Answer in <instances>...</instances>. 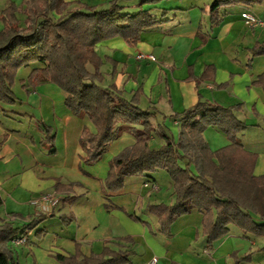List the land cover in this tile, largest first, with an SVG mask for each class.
Returning <instances> with one entry per match:
<instances>
[{
  "label": "crops",
  "instance_id": "0c3cea01",
  "mask_svg": "<svg viewBox=\"0 0 264 264\" xmlns=\"http://www.w3.org/2000/svg\"><path fill=\"white\" fill-rule=\"evenodd\" d=\"M68 12L108 10L115 0H65ZM222 2L228 0H221ZM23 0H0V14ZM215 0H119L123 15L141 12L153 22L138 38L122 37L98 44L102 61L103 89H115L139 108L153 115L155 129L150 148L165 145L163 136L179 140L181 115L199 103L232 109L247 129L237 142L253 159V176L264 179V55L255 48L264 44V27H252L244 14L264 22V0L225 4L215 14ZM18 18L25 26L26 16ZM218 22L214 23L215 21ZM5 28L0 19V34ZM154 56L155 62L139 61L135 54ZM33 63L17 74L13 87L16 103L0 102V225L9 224L26 246L8 247L18 264H62L71 259L100 255L105 249L129 251L131 264H264V235L229 225V233L210 246L204 231V215L197 209L179 217L170 236L161 233L159 218L149 207L173 206L175 185L165 171L132 177L118 192L105 190L114 159L137 144L135 131L143 127L121 124L117 139L103 158L87 165L80 143L85 130L97 134L87 118L75 116L66 106V94L55 84L29 83ZM94 72L92 65L88 66ZM206 143L217 153L232 145L219 127L204 133ZM217 162V160H215ZM185 168L186 162H180ZM191 170L196 172L195 167ZM54 195L60 205L40 216L32 201ZM264 225L259 215H252Z\"/></svg>",
  "mask_w": 264,
  "mask_h": 264
},
{
  "label": "trees",
  "instance_id": "16d2710c",
  "mask_svg": "<svg viewBox=\"0 0 264 264\" xmlns=\"http://www.w3.org/2000/svg\"><path fill=\"white\" fill-rule=\"evenodd\" d=\"M118 1L104 11L88 8L68 12L70 5L65 0H24V10L12 4L2 12L0 19L5 28L0 34V102L16 103L13 87L20 69L33 63L44 65L31 74L30 85H57L66 94L67 108L75 116L89 119L97 129L96 135L87 130L82 134L85 164L92 165L103 158L107 147L117 139L119 125L143 127V131H135L137 144L112 161L106 191L123 190L128 178L165 171L174 182L176 202L171 207H149L150 213L159 218L160 231L165 236L171 235L170 228L179 217L194 209L204 215L210 246L227 236L229 225L263 236L264 225H258L252 215L264 221V179L253 176V159L237 142V134L247 127L235 118L232 109L199 103L177 116L182 119L179 140L163 136L165 145L155 151L150 148L155 131L153 115L139 108L138 96L128 101L115 89L100 87L103 75L102 61L96 53L98 44L115 37L133 41L153 25L143 12L123 15ZM158 1L141 0L142 4ZM241 2L244 0H215L211 13L225 4ZM21 12L26 16L25 26L18 18ZM254 53L264 55V44L257 46ZM89 65L95 68L93 73ZM260 83L264 87V76ZM210 127L222 129L232 145L212 152L204 138ZM180 162H186L185 168ZM3 205L0 196V208ZM16 233L12 225H0V264H18L8 247ZM130 256L129 251L105 249L100 255L82 260H59L62 264H131Z\"/></svg>",
  "mask_w": 264,
  "mask_h": 264
},
{
  "label": "built area",
  "instance_id": "2783aa9c",
  "mask_svg": "<svg viewBox=\"0 0 264 264\" xmlns=\"http://www.w3.org/2000/svg\"><path fill=\"white\" fill-rule=\"evenodd\" d=\"M243 19L252 27H264V22L252 14H244ZM135 58L139 61H156L154 56L141 52H137ZM31 203L40 216H47L60 205V199L54 195H44L39 199L33 200ZM12 244L14 246H26L28 238L25 235L15 237L12 240ZM149 264H158V259H152Z\"/></svg>",
  "mask_w": 264,
  "mask_h": 264
},
{
  "label": "rangeland",
  "instance_id": "374dc122",
  "mask_svg": "<svg viewBox=\"0 0 264 264\" xmlns=\"http://www.w3.org/2000/svg\"><path fill=\"white\" fill-rule=\"evenodd\" d=\"M24 1V0H23ZM22 4H23V2H22Z\"/></svg>",
  "mask_w": 264,
  "mask_h": 264
}]
</instances>
